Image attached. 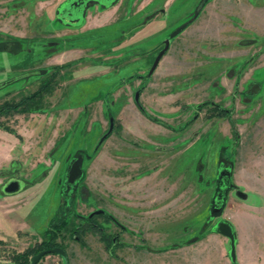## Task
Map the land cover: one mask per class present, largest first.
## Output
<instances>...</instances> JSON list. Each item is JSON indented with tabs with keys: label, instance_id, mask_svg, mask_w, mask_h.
Instances as JSON below:
<instances>
[{
	"label": "rangeland",
	"instance_id": "obj_1",
	"mask_svg": "<svg viewBox=\"0 0 264 264\" xmlns=\"http://www.w3.org/2000/svg\"><path fill=\"white\" fill-rule=\"evenodd\" d=\"M10 1L0 0V28L35 39L23 40L17 52L9 42L0 45V84L29 68L61 69L40 110L0 117L30 146L23 173L37 164L18 191L16 222L42 239L55 216L65 217L58 237L69 264H114L95 232L82 239L72 232L77 215L97 209L128 228L122 241L147 246L118 251L122 264H224L221 246L207 234L226 219L229 204L255 201L247 185L256 175L244 173L264 178V0H118L94 6L75 27L51 18L63 0H24L19 11L5 8ZM49 34L56 39L46 51ZM166 39L168 49L149 75ZM47 77L3 84L0 103L35 91ZM139 88L144 112L133 100ZM110 117L114 130L95 149ZM75 152L82 178L62 195L66 159ZM220 161L242 185L233 182L222 211L212 214ZM94 219L111 235L119 230ZM18 249L0 244V264H13ZM38 264L63 262L48 254Z\"/></svg>",
	"mask_w": 264,
	"mask_h": 264
},
{
	"label": "crops",
	"instance_id": "obj_2",
	"mask_svg": "<svg viewBox=\"0 0 264 264\" xmlns=\"http://www.w3.org/2000/svg\"><path fill=\"white\" fill-rule=\"evenodd\" d=\"M17 134H19L20 138L0 127V240L3 241L5 245L19 248L18 251H23L28 246H32L35 242H39L41 236L31 234V231L27 230L26 223L16 222L17 219H21L19 215V218L14 217L17 215L16 208H18L15 203H18V200L21 198V196H18L19 193L6 194L3 191V186L6 180L10 178L9 176L15 175L19 177L23 185V181L28 182V178L33 177L31 173L36 169L37 165L35 164V167H30L32 170L29 174L32 176L30 175L27 177L29 174L23 173V166L26 164V162L22 160L24 159L23 155L26 154L30 146L23 144L25 140L24 133L17 132ZM52 144L49 145L47 149L48 152L55 146L54 143ZM44 162L47 163L46 161ZM20 171H22V174L17 175L16 172ZM260 171L264 173V166L260 168ZM235 173H233V182L242 185L241 181H239V175ZM257 173L258 172L253 170L243 174L249 177H255L256 175V181L253 182L252 185H247L248 191L249 189L252 192L256 191V194H254L256 195V199L255 201H244L245 203L250 202L254 204V206H251V210L246 211L244 207H242L244 202L236 201L229 204L224 212L226 220L229 221L234 228L237 264H264V178H261V175ZM17 224L20 227H17ZM207 236L216 240L221 246L225 257L224 264H231L230 259L226 258V245H229V240L215 230L209 232ZM242 240L245 241L246 245L243 244ZM113 262L114 264L119 263L117 260Z\"/></svg>",
	"mask_w": 264,
	"mask_h": 264
},
{
	"label": "flooded vegetation",
	"instance_id": "obj_3",
	"mask_svg": "<svg viewBox=\"0 0 264 264\" xmlns=\"http://www.w3.org/2000/svg\"><path fill=\"white\" fill-rule=\"evenodd\" d=\"M23 1L24 0H11L8 4V2L5 3V8H7L8 6H10L11 8L14 7L15 10L19 11L20 9L23 10ZM54 3V0L52 1ZM118 2V0H63L61 1L57 7H53V10H52V14H51V18L52 20H56L58 23H60L61 25L63 26H67V27H75L76 25L80 24L82 22V20L88 15V13L94 8V6H96L97 9H99V7H103V8H108L110 6H114L116 3ZM20 8V9H19ZM8 9V8H7ZM4 11H6V9H4ZM17 11L14 12V14H17ZM99 11V10H98ZM36 14V13H35ZM1 15V14H0ZM36 16H38L36 14ZM18 28V27H17ZM17 31V29H16ZM14 31V32H16ZM55 32V31H53ZM180 32V31H179ZM54 35V34H53ZM52 34H49V39L47 42H48V46H45L44 48L46 49V51H48L49 49H51L55 43V36H53ZM2 37V38H1ZM53 38V39H52ZM35 39L34 36L32 35H16L14 33H6V32H3V29L0 28V45L3 44V43H7L9 42L10 43V51L11 52H17V51H21L23 49V40L25 41H31ZM3 48V47H2ZM156 57V56H155ZM47 58V57H45ZM44 58V59H45ZM155 59V58H154ZM44 61V60H43ZM152 66V65H151ZM151 68V67H150ZM61 69L57 66H38V67H34V68H29L26 70V72L24 74H47L48 76L49 75H52L54 73L58 74V72L60 71ZM140 90L142 88H139ZM134 100V99H133ZM135 102V101H134ZM140 102V100H139ZM136 103V102H135ZM137 105V104H136ZM155 122V121H154ZM158 123V122H157ZM110 125V123H109ZM114 130V124H113V127H112V131ZM111 131V132H112ZM107 138V137H106ZM105 138V139H106ZM104 139V140H105ZM103 140V141H104ZM102 141V142H103ZM101 145V144H100ZM99 145V146H100ZM98 146V147H99ZM97 147V148H98ZM95 148V149H97ZM81 153L80 152H75L70 158H68V160L66 159V169H65V173H66V170L69 166V164L73 161H76L78 162L80 168H81ZM221 171V169H220ZM219 169H218V174H217V178H216V186L217 184L219 183L220 186H223V183L222 181H224L226 178V172H222L219 174ZM64 173V174H65ZM83 173V172H82ZM82 173H81V176H80V179L78 181L81 180L82 178ZM10 178H18L20 179L19 177L15 176V175H11L9 176ZM65 177V175H64ZM9 179V178H8ZM22 180V178H21ZM64 182V181H63ZM24 183V181H23ZM230 185V184H229ZM69 189V188H68ZM71 188L68 190V192H70ZM215 190H216V187H215ZM214 190V191H215ZM214 193V192H213ZM64 194V189L62 190V195ZM98 210V209H97ZM103 210V209H102ZM92 213V212H91ZM90 213V214H91ZM89 214V215H90ZM88 215V216H89ZM95 215H101V217L105 220H109L111 222H113V224L119 229L117 232L116 231H113V234H112V241H113V245L114 246H118L115 248V251H114V255L112 256V258L114 260H117L120 264L123 263V261H121L120 259V254L118 253V251L120 250H124L125 248H128V247H132L134 249H140V248H143V249H146L147 250V246L146 244H141V246L139 245H136V244H129V243H126L124 241H122L120 239V235L123 233V232H126L128 231V228L126 226H124L123 224H121L113 215L109 214L108 215H105V211L103 210L102 213H99V214H95ZM78 216V219L80 220L81 223H83V219L82 217L84 216H80V215H77ZM91 216V215H90ZM80 224L78 223L77 226H79ZM98 229H100L99 231L95 232L97 235H98V241L102 244V246L104 247V243L102 241H100L99 237H100V233L99 232H102V233H106V231H103V227H99ZM89 233L88 231L85 232V234ZM84 234V235H85ZM235 235V233H234ZM224 236V235H223ZM77 237V236H76ZM226 237V236H225ZM227 238V237H226ZM228 239V238H227ZM120 243H123L124 245L123 246H120ZM105 249V247H104ZM141 249V250H143ZM106 250V249H105ZM107 251V250H106ZM108 252V251H107ZM43 258V257H42ZM231 261V260H230ZM232 263V262H231ZM232 264H237V262L235 263H232Z\"/></svg>",
	"mask_w": 264,
	"mask_h": 264
},
{
	"label": "trees",
	"instance_id": "obj_4",
	"mask_svg": "<svg viewBox=\"0 0 264 264\" xmlns=\"http://www.w3.org/2000/svg\"><path fill=\"white\" fill-rule=\"evenodd\" d=\"M56 75H57L56 73L49 75L46 78V80L41 82V84L38 86V88L35 91H33L27 95H24L20 99H18V100H6V101H3L2 103H0V117H2V116L8 117L14 113H23V112H28V111L40 110L41 106L43 104V103L41 104V102H42L44 95L48 94L53 89L52 85L55 83L54 79H55ZM136 104L141 109V111L144 112L140 102L136 103ZM217 107L218 106L216 104L213 105V108L217 109ZM224 112L226 115L228 113V110H224ZM219 115L222 116V114H219ZM146 116L148 118H150L152 121H155V122H158V123L164 125V123H162L161 121H159V120H157L151 116H148V115H146ZM0 127H2L3 129H5L6 131H8L10 133L15 134L18 138H20L19 134H17V132L14 131V129H12L11 127L6 126V125H0ZM222 161H220L221 164H219L218 169H219V171L221 169L219 174L222 173L223 171L226 172L225 178L229 179V183H230L229 186L230 187L227 190V193H228V191L234 187V183L232 181V172H231L230 168H227L225 165H223ZM224 162H226V160ZM212 198H213V196H212ZM225 200H226V196L224 197V200H223L222 205L220 207V210L218 212L222 211V209L225 205ZM211 209H212V200H211ZM57 214H58V210L56 212V215ZM212 214H216V213L212 212ZM105 215H108V213L105 212ZM96 216H101V215L93 214V215H91V216L89 215L85 218L82 217L84 222L83 223L80 222L81 224L79 223L80 224L79 226L74 227V229L72 231L73 234L75 236H77L79 239H82L81 235H84L85 232H87V231H92V232L99 231L100 229H98V228L101 226H99V224L96 223V220L94 219ZM55 217L49 223L47 229L44 231V237L39 242H35L32 246H28L27 248H25L21 252L13 253V256H12L13 264H28L30 256H32L33 254H35L41 250L51 249L54 247L63 248V244L60 242L58 236L61 235V227H63L67 223V219H65V217H62L60 220L57 221V220H55ZM99 233H100V237H99L100 241H102L104 243V247L108 251L109 255L113 256L115 248L118 246L113 245L112 235L108 232H106V233L99 232ZM197 238H199V237H197ZM0 244H3V241L0 240ZM123 245H124L123 243H120V246H123Z\"/></svg>",
	"mask_w": 264,
	"mask_h": 264
},
{
	"label": "water",
	"instance_id": "obj_5",
	"mask_svg": "<svg viewBox=\"0 0 264 264\" xmlns=\"http://www.w3.org/2000/svg\"><path fill=\"white\" fill-rule=\"evenodd\" d=\"M203 1L201 2V4L203 3ZM179 31H180V28L172 31L170 34V37L176 35ZM168 46H169V40L166 39V40H164V47L158 52V54L156 55V57L152 63L151 68L149 69V72H148L149 75L155 70V68H156L157 64L159 63V60L161 59L162 55L168 49ZM23 75H27V74H20L18 76L9 78L7 80V82L0 84V86H3V84H6V83H11V82L18 80V79H21L23 77ZM139 97H140V89H138L134 92L133 99L136 103H139ZM109 123H110V125L108 128V131L98 140V142L96 143V146H95L96 148L102 143V141L112 131V127H113V118L112 117L109 118ZM81 173H82V169L80 168L78 162L73 161L69 164V166L66 170L64 182H63L64 193H67L70 188H73L77 184L78 180L80 179ZM219 183L217 184L216 190L213 193L212 209H211L213 213H217L220 210V207L222 205L224 197L227 195V190L230 187L229 186V184H230L229 179H227V178L224 181H222L223 186H220ZM21 187H22V184H21L20 179L9 178L8 180H6V182L3 186V191L6 194H14V193L18 192L21 189ZM238 195L244 196V193L241 191H238ZM102 212H103L102 209H98V210L93 211L90 215L99 214ZM213 230L217 231L218 233H220V234H222L228 238V240H229L228 256H229V259L231 260V262L235 263L236 262V251H235V235H234L233 225L229 221H227L226 219L220 218L213 225ZM48 254L57 255L61 258L63 264H69L66 252L61 247H54L51 249L41 250V251L33 254L32 256H30L28 264H38L39 261L42 259V257H44Z\"/></svg>",
	"mask_w": 264,
	"mask_h": 264
}]
</instances>
